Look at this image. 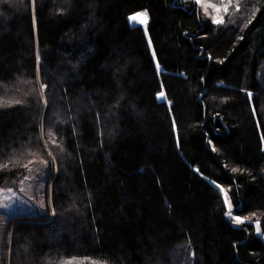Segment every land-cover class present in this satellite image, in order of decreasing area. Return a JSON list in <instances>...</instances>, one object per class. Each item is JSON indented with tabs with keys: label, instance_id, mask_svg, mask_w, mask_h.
<instances>
[{
	"label": "trees",
	"instance_id": "1",
	"mask_svg": "<svg viewBox=\"0 0 264 264\" xmlns=\"http://www.w3.org/2000/svg\"><path fill=\"white\" fill-rule=\"evenodd\" d=\"M230 2L0 0V185L47 197L5 264H264V0Z\"/></svg>",
	"mask_w": 264,
	"mask_h": 264
},
{
	"label": "rangeland",
	"instance_id": "2",
	"mask_svg": "<svg viewBox=\"0 0 264 264\" xmlns=\"http://www.w3.org/2000/svg\"><path fill=\"white\" fill-rule=\"evenodd\" d=\"M231 0H219L218 2H213L211 0H201L200 3H197V7L200 9L212 13L215 17H223L226 13L223 11L225 4H229ZM218 7L221 9L219 13L216 12L215 8ZM206 9V10H205ZM142 26L145 28L146 25ZM160 69V66L158 65ZM164 99L165 97H159ZM221 190L223 192V187ZM226 191V190H225ZM225 198V194L223 192ZM227 213L229 210L232 213V216H229L233 219L235 216H239L242 220H245V217L236 215L233 212L232 205L227 194ZM47 213V197H46V180H45V170L42 164L32 163L29 165L25 175L16 182L14 185H0V264L4 263L3 258V247L5 245V234L8 226V222L12 216L29 214V215H44ZM234 221V219H233ZM235 222V221H234ZM257 225V222H255ZM235 224H237L235 222ZM260 228V227H259ZM261 233V230L259 231Z\"/></svg>",
	"mask_w": 264,
	"mask_h": 264
},
{
	"label": "snow or ice",
	"instance_id": "3",
	"mask_svg": "<svg viewBox=\"0 0 264 264\" xmlns=\"http://www.w3.org/2000/svg\"><path fill=\"white\" fill-rule=\"evenodd\" d=\"M201 2V0H197V3H200ZM33 3H34V0H33ZM212 7H214L215 8V10H216V12L217 13H219L220 11H221V9L220 8H218V7H215V5H212ZM206 10V9H205ZM237 10H238V8H237ZM223 11L224 12H227L228 11V4H225L224 5V7H223ZM139 16H144V15H146V14H138ZM138 18V16H132V17H130V19H132V20H136ZM213 21L215 22V23H223V17H219V18H217V17H214L213 18ZM141 22H144V21H141ZM250 22V21H249ZM45 87H47L46 85H41V88H45ZM161 97H163L164 96V93H160L159 94ZM21 103V101L20 100H4L3 98H0V107H5V106H12L13 104H20ZM53 143H55V141L53 140ZM18 163V162H17ZM29 163H31V161H29ZM0 167H2V168H6V167H8V165L7 164H4V165H0ZM24 167H28V165L27 164H25L24 165ZM233 171H239V169H233ZM225 202L227 203V197L225 196ZM227 215H229V216H232V213H231V211L229 210V212L227 213ZM233 219H234V221L237 223V224H243L244 223V220H242L239 216H235V217H233ZM257 231L259 232L260 231V228H259V222H257ZM65 264H72V262L71 261H68V262H65Z\"/></svg>",
	"mask_w": 264,
	"mask_h": 264
},
{
	"label": "bare ground",
	"instance_id": "4",
	"mask_svg": "<svg viewBox=\"0 0 264 264\" xmlns=\"http://www.w3.org/2000/svg\"><path fill=\"white\" fill-rule=\"evenodd\" d=\"M142 13L143 14H146V15H144V16H139L138 15V14H142ZM132 16H138V18L136 20H132V19H130V17H132ZM147 20H148V14L145 11H138V12H135V13L129 15V21L131 23H141L143 25H146L147 24ZM141 21H144V22H141ZM160 93H164V92L163 91L162 92H159L157 94L158 97H161L159 95ZM163 97H165V93H164V96ZM223 192H224L225 196L227 197V192L225 191V189H223Z\"/></svg>",
	"mask_w": 264,
	"mask_h": 264
},
{
	"label": "water",
	"instance_id": "5",
	"mask_svg": "<svg viewBox=\"0 0 264 264\" xmlns=\"http://www.w3.org/2000/svg\"><path fill=\"white\" fill-rule=\"evenodd\" d=\"M128 19H129V16H128ZM130 22V21H129ZM131 23V22H130ZM131 24H133V25H135V24H140V25H142L141 23H131ZM146 27H147V24H146ZM145 27V28H146ZM213 183L216 185V186H218V187H220V185L219 184H217L216 182H214L213 181ZM221 188V187H220Z\"/></svg>",
	"mask_w": 264,
	"mask_h": 264
}]
</instances>
